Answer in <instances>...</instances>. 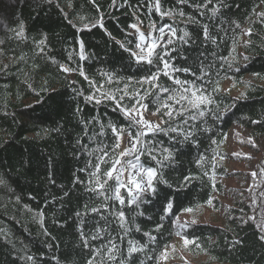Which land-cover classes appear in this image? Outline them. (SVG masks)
I'll use <instances>...</instances> for the list:
<instances>
[{
	"label": "trees",
	"instance_id": "obj_1",
	"mask_svg": "<svg viewBox=\"0 0 264 264\" xmlns=\"http://www.w3.org/2000/svg\"><path fill=\"white\" fill-rule=\"evenodd\" d=\"M160 5L172 15L162 17L153 0H0V264H264V0ZM140 21L148 31L171 25L178 37L189 33L188 45L174 39L167 47L174 67L191 73L173 74L212 103L187 125L170 122L193 133L190 140L159 133L148 145L155 151L141 156L172 187L159 183V195L135 204L122 190L120 204L87 191V166L99 149L110 151L108 125L128 128L102 92L148 87L138 83L147 66L117 43L135 50L130 25ZM160 83L173 86L162 73ZM144 103L155 111L152 96ZM207 211L220 218L208 219ZM188 214L196 223L181 230L175 217Z\"/></svg>",
	"mask_w": 264,
	"mask_h": 264
},
{
	"label": "snow or ice",
	"instance_id": "obj_2",
	"mask_svg": "<svg viewBox=\"0 0 264 264\" xmlns=\"http://www.w3.org/2000/svg\"><path fill=\"white\" fill-rule=\"evenodd\" d=\"M114 2L115 0H113V3ZM179 2L184 3L185 0H179ZM92 3L95 4L96 0H92ZM208 3H211V0H208ZM203 6L204 5H200V7ZM153 7L162 17L172 15L171 12L161 11L160 0H153ZM215 11L216 10L213 11V15H215ZM181 15H183V13H181ZM259 16L264 17V12L260 13ZM142 23L143 22L140 21L139 23L130 25V27L135 30L133 35L137 37L139 41L135 45V50L131 47H126L124 43H120L119 41L117 43H119L121 49L129 53L136 64L147 66L148 75L145 76L143 81H138V83L142 85L147 84L148 87L133 93L128 91V84H125L124 88L120 89V96L112 95L110 92H102L104 98L116 102L117 108L128 118V128L124 129L118 126L108 125L114 137V142L111 145L110 151L104 148L99 149L98 151L101 155L96 157L95 163L89 161L87 166L92 169L89 173L92 179L88 182L91 186L87 188V191L95 193L105 200L116 199L120 204L125 203V199L121 196V189H124L130 197L129 203L135 204L137 201L143 202V197L159 195V183L165 184L168 188L172 187L167 181L158 180L159 174L157 169L145 167L140 162L141 156L145 153L151 155L152 152L155 151L154 147L150 149L148 145L151 142V138L159 133L167 135L168 132L171 131L172 133H176L177 136H182L185 141L190 140L193 133L182 130L180 125L171 127L170 122L180 119L182 124L187 125L189 124V120H197V116L204 117L205 109L212 103L210 97L204 95L203 89L197 87L194 83L190 84L187 80L178 79L173 74L175 72L191 73V69L174 67L170 60L172 49L167 47L173 44L174 39H179L184 45H188L190 39L185 38L189 37V33L184 32L182 37H178L176 30L171 25L167 26V30L163 26L156 28L154 25H151L148 35L146 36L145 32L142 31L140 27ZM100 26L102 27L103 25L101 24ZM246 34L251 35L250 30ZM18 35L23 36V32L21 31ZM204 35L206 40L210 39L207 28L204 29ZM165 37H167V39H165ZM82 47L83 45L81 44V48ZM157 49H159V51ZM62 70L65 72L72 71L69 68H63ZM161 73L171 81L172 87L164 86L160 83ZM80 75L83 76L84 73L80 72ZM85 79H87V77H85ZM112 79L111 76L108 77L109 83L112 82ZM97 91H100V88H97ZM154 93L155 95H153ZM147 96H152L155 101V111L149 113V115L161 117L158 121L145 118V113L148 112V105L144 103V100ZM124 98L130 101L128 106L124 104ZM52 99L55 100V98ZM88 99L90 101L94 100L96 103L101 102L95 99L94 96H89ZM185 113H188L187 117H185ZM164 125H169V127L165 128ZM101 127H103V125ZM133 129H135V133H133ZM100 135H104V133L101 132ZM125 135L128 137V144L123 151H120L121 142ZM145 137H148V140H145ZM164 151L168 153L165 159H170L172 157L171 151L168 149ZM89 155H92V153H89ZM124 157H134V160L131 158L125 160ZM152 159H156V157L152 156ZM102 165H110V167H106L102 172ZM86 170L87 169H82V171ZM109 181L113 183L109 185ZM109 191L113 192L112 196L108 195ZM170 195L171 193H165L164 195L165 210H167L170 215H174L171 211L174 204L168 198ZM98 211H100V209H92L94 213ZM185 211L192 212L193 209L187 208ZM123 216L124 214L121 212L120 217L123 218ZM175 219L178 228L181 230H186L190 226L188 221L180 223L179 217H175ZM253 219H255V217H253ZM195 223L196 221L193 219L191 224ZM180 234V232L177 233V235ZM97 238H100L99 234L92 237V239ZM150 239L155 240V237H150ZM183 239L185 244L191 242L187 237ZM261 239H264V236H262ZM85 244H87V241H85ZM115 251L116 248L115 245H113L108 254L109 260L115 259ZM136 251L137 249L134 247L130 249V253ZM100 254L101 250L98 249L95 255L99 256ZM162 255L165 259L167 258L166 252L162 253ZM28 259L31 260L32 257ZM89 264H92L91 260ZM101 264H103V262H101Z\"/></svg>",
	"mask_w": 264,
	"mask_h": 264
},
{
	"label": "rangeland",
	"instance_id": "obj_3",
	"mask_svg": "<svg viewBox=\"0 0 264 264\" xmlns=\"http://www.w3.org/2000/svg\"><path fill=\"white\" fill-rule=\"evenodd\" d=\"M141 30L142 31H144L145 32V35L147 36L148 35V32L146 31V30H144V29H142L141 28ZM135 30L133 29V32H134ZM136 39H137V37H136ZM138 40V39H137ZM139 42V41H138ZM145 118H147V119H151V120H153V121H158L155 117H153V116H151V115H149L147 112L145 113ZM128 144V140H125L124 141V143H123V149L125 148V146ZM123 151V150H122ZM129 158H131V157H124V159L125 160H127V159H129ZM127 175V174H126ZM222 200L226 203V204H228V201L226 200V199H224V198H222ZM218 217H215L214 215H213V212H211V211H209L208 212V214H207V218L208 219H211V218H213V219H219L220 218V216L219 215H217ZM188 217L187 216H184V217H181L179 220H180V222H184V221H188Z\"/></svg>",
	"mask_w": 264,
	"mask_h": 264
}]
</instances>
